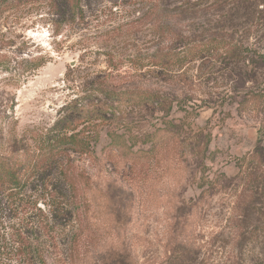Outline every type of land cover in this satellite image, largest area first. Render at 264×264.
Wrapping results in <instances>:
<instances>
[{"label": "rangeland", "instance_id": "obj_1", "mask_svg": "<svg viewBox=\"0 0 264 264\" xmlns=\"http://www.w3.org/2000/svg\"><path fill=\"white\" fill-rule=\"evenodd\" d=\"M250 1L191 0L180 18H166L178 20L189 40L230 36L250 57L264 53V17ZM154 2L83 0L82 12L58 34L49 0L0 13V150L48 127L75 98L101 96L98 82L160 90L171 104L155 111L121 103L100 124L88 169L92 188L79 195L72 222L47 224L51 264L264 261V67L249 61L228 73L223 63L210 64L218 51L202 67H186L190 76L204 74L200 82L185 85L175 70L157 81L150 62L159 48ZM178 4L169 0L168 7ZM34 55L44 59L34 71L3 70ZM163 126L156 149L139 152ZM26 200L12 219L20 231L25 213H38ZM71 230L80 238L78 253L69 249Z\"/></svg>", "mask_w": 264, "mask_h": 264}, {"label": "trees", "instance_id": "obj_2", "mask_svg": "<svg viewBox=\"0 0 264 264\" xmlns=\"http://www.w3.org/2000/svg\"><path fill=\"white\" fill-rule=\"evenodd\" d=\"M38 1L0 0V13L20 9L28 4L35 5ZM49 1L54 9L53 16H56L52 24L53 34H58L63 24L74 21L82 12L83 0ZM181 1L178 0V6L172 10L168 7L169 0L154 2V14L159 19L156 26L159 48L150 55V62L157 81L171 77V71L175 70L180 82L185 85L191 83V79L200 82L204 74L200 72L190 76L186 67L192 63L202 67L211 59L209 55L218 51L220 60L215 57L210 64L217 68L216 63H223L221 67L228 73H232L230 68H240V64L249 61L254 63L255 68L264 67V53L254 52V56L247 57L246 53L250 50L248 46L238 45L230 36L216 35L189 40L186 32L179 28L178 20L166 18L167 14H175L180 18L188 8L194 7L195 1L186 0L184 4ZM220 1L212 0L211 3ZM249 5L264 17V0H251ZM43 62V56L34 55L13 67L4 64L3 70L23 75L36 70ZM98 83L96 90L101 96L89 101L84 96L75 98L57 114L48 127L30 132L28 139L15 141L14 146L8 150H0V264H13L12 261L16 264H51L48 257L54 242L47 235V224L53 222L65 227L72 222L80 204L79 195L82 190L92 188L88 170L94 157L92 142L100 136V124L116 113L118 105L127 102L155 111L167 110L171 106L160 90L147 89L141 85L126 87L111 86L105 81ZM167 131L166 126L157 127L149 149H140L139 152L152 153L163 137L162 133ZM114 141L112 138L111 143ZM34 193L45 201L48 215L37 206L38 198L35 199ZM25 198L32 204L31 210L36 209L38 213L37 218H34L26 212L24 231H20L15 228L12 219L22 210ZM241 217L244 221V215ZM13 236L17 237L14 239ZM79 239L78 233L71 230L69 249L72 253H78ZM249 264H264V261Z\"/></svg>", "mask_w": 264, "mask_h": 264}]
</instances>
